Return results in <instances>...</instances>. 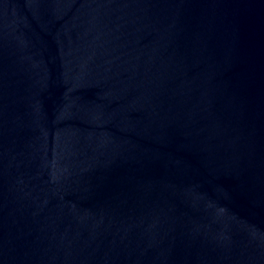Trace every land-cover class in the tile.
<instances>
[{
	"label": "water",
	"instance_id": "95a60500",
	"mask_svg": "<svg viewBox=\"0 0 264 264\" xmlns=\"http://www.w3.org/2000/svg\"><path fill=\"white\" fill-rule=\"evenodd\" d=\"M0 264H264V0H0Z\"/></svg>",
	"mask_w": 264,
	"mask_h": 264
}]
</instances>
